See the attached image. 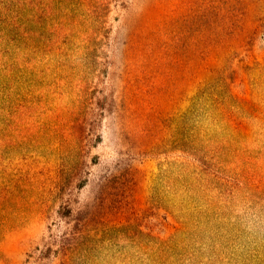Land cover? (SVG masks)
<instances>
[{
	"label": "rangeland",
	"instance_id": "374dc122",
	"mask_svg": "<svg viewBox=\"0 0 264 264\" xmlns=\"http://www.w3.org/2000/svg\"><path fill=\"white\" fill-rule=\"evenodd\" d=\"M0 264H264V0H0Z\"/></svg>",
	"mask_w": 264,
	"mask_h": 264
},
{
	"label": "trees",
	"instance_id": "16d2710c",
	"mask_svg": "<svg viewBox=\"0 0 264 264\" xmlns=\"http://www.w3.org/2000/svg\"><path fill=\"white\" fill-rule=\"evenodd\" d=\"M70 214H72V211L70 212ZM77 235H78V232H76V230H74V232L70 234V237H72V238H77ZM64 248H65V247H64ZM71 249H72V248H71ZM65 250H66V248H65ZM69 251H70V250H69ZM73 251H75V248L72 249V252H73Z\"/></svg>",
	"mask_w": 264,
	"mask_h": 264
}]
</instances>
